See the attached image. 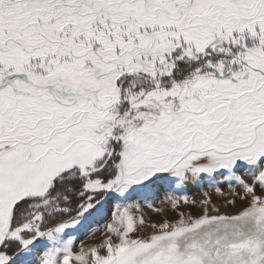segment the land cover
Returning a JSON list of instances; mask_svg holds the SVG:
<instances>
[{"label": "snow or ice", "instance_id": "snow-or-ice-1", "mask_svg": "<svg viewBox=\"0 0 264 264\" xmlns=\"http://www.w3.org/2000/svg\"><path fill=\"white\" fill-rule=\"evenodd\" d=\"M0 264H264V0H0Z\"/></svg>", "mask_w": 264, "mask_h": 264}, {"label": "rangeland", "instance_id": "rangeland-1", "mask_svg": "<svg viewBox=\"0 0 264 264\" xmlns=\"http://www.w3.org/2000/svg\"><path fill=\"white\" fill-rule=\"evenodd\" d=\"M192 194H193L194 196H197V197H198V195H199V193L195 192V190H193ZM89 242H92V241H89Z\"/></svg>", "mask_w": 264, "mask_h": 264}]
</instances>
